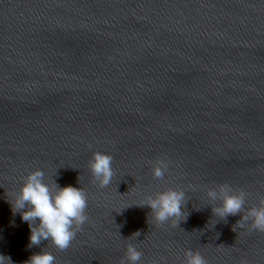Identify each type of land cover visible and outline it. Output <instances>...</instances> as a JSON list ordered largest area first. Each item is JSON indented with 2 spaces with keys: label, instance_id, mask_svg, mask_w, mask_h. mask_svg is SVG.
Listing matches in <instances>:
<instances>
[{
  "label": "water",
  "instance_id": "water-1",
  "mask_svg": "<svg viewBox=\"0 0 264 264\" xmlns=\"http://www.w3.org/2000/svg\"><path fill=\"white\" fill-rule=\"evenodd\" d=\"M94 152L113 157L104 188ZM37 169L87 197L64 251L29 247L12 211ZM222 184L245 191V208L264 196V0H0V255L119 264L131 243L140 264H182L187 249L264 264V232L233 231L243 213L213 216L206 193ZM168 189L186 194L177 226L145 205Z\"/></svg>",
  "mask_w": 264,
  "mask_h": 264
},
{
  "label": "clouds",
  "instance_id": "clouds-1",
  "mask_svg": "<svg viewBox=\"0 0 264 264\" xmlns=\"http://www.w3.org/2000/svg\"><path fill=\"white\" fill-rule=\"evenodd\" d=\"M113 157L108 154L94 152L89 161L91 174L99 187H107L114 175L112 169ZM168 166L164 161H157L153 167V176L162 179ZM185 192L168 189L157 193L155 197H149L146 206L150 207L151 215L159 223H165L175 218L173 226L181 221L180 217H186L182 210L187 202ZM209 201H220L212 206L213 216L226 221L231 215L243 213L241 219L233 226L244 228L246 225L251 229L264 232V196H261L256 205L245 208L246 196L244 190L234 191L231 185L222 184L217 188L208 189ZM13 214L20 213L21 219L27 222L30 228L31 246L40 245L42 240L51 241L52 245L61 251L66 250L76 238V234L82 231V226L88 217L85 214L87 197L81 188L66 186L60 187L55 184V190L44 182V172L37 169L30 172L23 180V184L16 194L14 201H10ZM136 237L139 232L134 233ZM142 253L129 243L124 257L119 264H140ZM12 264L11 258L0 255V264ZM56 258L44 249L33 254L25 264H55ZM155 264V262H152ZM182 264H207V260L198 252L190 249L185 250Z\"/></svg>",
  "mask_w": 264,
  "mask_h": 264
}]
</instances>
